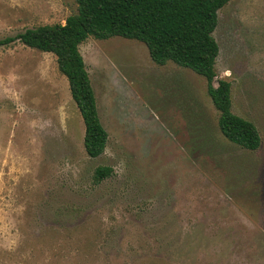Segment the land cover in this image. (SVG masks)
Returning a JSON list of instances; mask_svg holds the SVG:
<instances>
[{"label":"rangeland","instance_id":"374dc122","mask_svg":"<svg viewBox=\"0 0 264 264\" xmlns=\"http://www.w3.org/2000/svg\"><path fill=\"white\" fill-rule=\"evenodd\" d=\"M77 8L0 0V39ZM213 36V85L231 82L255 151L224 140L203 76L90 36L79 50L108 134L92 158L56 56L0 45V264H264V0H228ZM98 166L112 171L96 182Z\"/></svg>","mask_w":264,"mask_h":264},{"label":"trees","instance_id":"16d2710c","mask_svg":"<svg viewBox=\"0 0 264 264\" xmlns=\"http://www.w3.org/2000/svg\"><path fill=\"white\" fill-rule=\"evenodd\" d=\"M227 1L76 0L77 11L63 24L26 28L0 39V45L20 42L56 56L58 69L68 80L72 99L85 126V151L92 158L103 153L108 134L100 121L95 94L79 50V45L90 36L138 40L147 46L156 64L171 61L203 76L207 94L218 112L217 125L224 140L241 149L255 151L261 145L260 133L252 121L232 111L231 82L219 79L217 85H213L219 54L213 32L218 23V10ZM208 141L203 142V147L209 151ZM201 147L200 143L198 148ZM111 171L108 166H98L95 181L109 176Z\"/></svg>","mask_w":264,"mask_h":264}]
</instances>
